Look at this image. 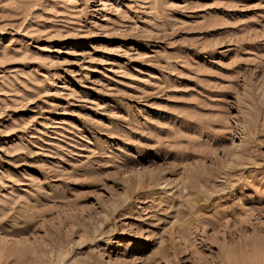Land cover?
<instances>
[{"label": "rangeland", "instance_id": "1", "mask_svg": "<svg viewBox=\"0 0 264 264\" xmlns=\"http://www.w3.org/2000/svg\"><path fill=\"white\" fill-rule=\"evenodd\" d=\"M0 264H264V0H0Z\"/></svg>", "mask_w": 264, "mask_h": 264}]
</instances>
